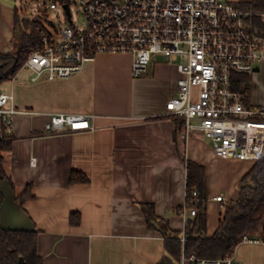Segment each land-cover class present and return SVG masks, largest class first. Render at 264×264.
I'll list each match as a JSON object with an SVG mask.
<instances>
[{
    "label": "crops",
    "instance_id": "obj_1",
    "mask_svg": "<svg viewBox=\"0 0 264 264\" xmlns=\"http://www.w3.org/2000/svg\"><path fill=\"white\" fill-rule=\"evenodd\" d=\"M13 31L14 9L0 1L4 53ZM132 67L129 55L101 54L69 79L33 82L31 76L17 83L22 69L6 83L8 92L1 90L13 94L19 111L31 112L14 116L6 168L15 195L33 186L36 199L23 210L40 232L38 250L45 264H159L166 255L165 240L148 229L141 205L153 204L157 215L184 235L187 219L176 210L187 201L185 159L205 167L208 236L222 218L218 204L224 210L232 206L235 191L253 167L249 161L220 159L212 148L201 154L199 138L190 156L191 136L179 140L181 123L167 113L177 94V67L157 61L138 77ZM249 101L264 105V86H255ZM55 114L89 116L94 130L46 135L45 125ZM74 170L89 182L70 184ZM220 195L225 203L214 200ZM72 212L81 213L79 226L70 224ZM235 257L242 264H264V241L239 245Z\"/></svg>",
    "mask_w": 264,
    "mask_h": 264
},
{
    "label": "built area",
    "instance_id": "obj_2",
    "mask_svg": "<svg viewBox=\"0 0 264 264\" xmlns=\"http://www.w3.org/2000/svg\"><path fill=\"white\" fill-rule=\"evenodd\" d=\"M78 1L84 23L72 26L71 4L75 1L50 0L51 10L62 8L67 25L53 33L46 26L39 31L41 47L31 52L23 67L31 71L33 82L69 79L101 54L131 56L135 77L147 73L150 65L162 58L179 73L177 94L167 104L168 116L181 123L179 140L187 141L198 132L211 141L220 159L253 163L261 159L264 105L249 104V96L237 85L240 76L256 73L258 63L264 60V36L254 24L260 20L264 26V11L243 9L231 0ZM21 113L31 112L19 111L13 94L0 93L2 132L11 135L14 116ZM91 120L86 115L55 114L46 123L45 134L93 131ZM214 200L226 202L222 195ZM195 203L189 207L186 201L180 215L187 220L196 217L199 210ZM245 243L258 244L260 240L246 235L239 245ZM188 262L242 264L235 251L215 259L183 253L181 264Z\"/></svg>",
    "mask_w": 264,
    "mask_h": 264
},
{
    "label": "trees",
    "instance_id": "obj_3",
    "mask_svg": "<svg viewBox=\"0 0 264 264\" xmlns=\"http://www.w3.org/2000/svg\"><path fill=\"white\" fill-rule=\"evenodd\" d=\"M37 1V0H23ZM251 11H264V0L237 5ZM29 20L20 16V10L14 8V31L9 52L0 49V86L12 81L23 69L31 52L40 49V30L45 29L42 21ZM256 31L264 36V26L260 20H254ZM247 76H240L241 84L237 89L248 95ZM0 93H2L0 89ZM13 136L2 132L0 140V264H45L39 254V231L17 232L4 230L1 226V206L3 194L1 185L8 181L14 185L7 172L6 159L12 150ZM205 167L195 162H187V204L192 207L197 201L199 213L194 220H187L185 241L182 233L174 232L169 221L156 213L153 204H142L145 221L149 230L160 232L164 238L166 255L159 264H181L183 253L195 254L199 258L215 259L232 255L244 236L264 241V155L254 162L250 172L241 180L240 198L234 208L228 206L222 214L219 227L214 235H207V213L204 209L203 197L205 189ZM89 178L81 171H72L70 184H86ZM194 193L198 196L194 197ZM15 195V194H14ZM33 186L28 185L21 193L15 195L16 203L23 209L27 202L34 201ZM182 208L176 210L180 214ZM81 213L72 212L70 224L79 226Z\"/></svg>",
    "mask_w": 264,
    "mask_h": 264
},
{
    "label": "rangeland",
    "instance_id": "obj_4",
    "mask_svg": "<svg viewBox=\"0 0 264 264\" xmlns=\"http://www.w3.org/2000/svg\"><path fill=\"white\" fill-rule=\"evenodd\" d=\"M1 2L5 3L6 5H8L11 8H18L20 10V16L22 18H26L29 20H38V19H43V23L45 24L46 28L53 33L54 30L56 29H61L64 26L67 25L66 20H65V16H64V11L62 10V8L59 6L57 10H51L50 8V0H38V1H32L26 4H22L20 0H0ZM71 4V12L73 15V24L72 26H80L84 23V14H83V9L80 5V2L78 0H72ZM158 60H160V62L164 61V59L162 58H158ZM258 66L260 67V72H256V73H251L249 75H246L247 77V81H248V96L253 95V92L255 90V86H259V87H263L264 86V60L260 63H258ZM31 76H33V74L31 73V71L29 70H25L21 77L19 78V80L17 81V83H19L22 79H24L25 77L30 78ZM9 86V85H8ZM8 86L6 85H2L0 86L1 90H6L8 92ZM262 89V88H261ZM249 104L253 105V106H259V105H255L252 104L249 101ZM3 131L4 128L2 127ZM199 133L198 132H193L191 134V138H190V143H189V155L193 156V154L195 153L194 151V141L196 138H199L198 142H201L204 146L200 147V153H204L205 149H213V144L211 143L210 140L206 139L205 137H199ZM197 142V144H198ZM199 145V144H198ZM228 206H231V203H229ZM218 210L221 213H224V206H222L221 204H218ZM222 217V216H221Z\"/></svg>",
    "mask_w": 264,
    "mask_h": 264
},
{
    "label": "water",
    "instance_id": "obj_5",
    "mask_svg": "<svg viewBox=\"0 0 264 264\" xmlns=\"http://www.w3.org/2000/svg\"><path fill=\"white\" fill-rule=\"evenodd\" d=\"M68 14H70L69 6H65ZM260 69L257 68L256 72ZM2 139V131L0 129V140ZM242 183H240L241 187ZM1 192L4 200L1 206V226L4 230L17 232H35L36 228L27 213L16 203L14 191L8 181H4L1 185ZM240 198V190H236L232 197V208H234ZM186 264H190L189 262Z\"/></svg>",
    "mask_w": 264,
    "mask_h": 264
}]
</instances>
